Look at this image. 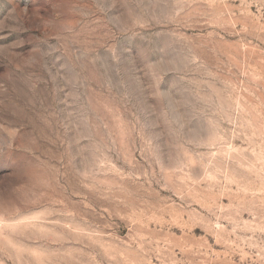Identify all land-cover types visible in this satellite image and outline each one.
I'll return each mask as SVG.
<instances>
[{
    "label": "rangeland",
    "instance_id": "374dc122",
    "mask_svg": "<svg viewBox=\"0 0 264 264\" xmlns=\"http://www.w3.org/2000/svg\"><path fill=\"white\" fill-rule=\"evenodd\" d=\"M0 264H264V0H0Z\"/></svg>",
    "mask_w": 264,
    "mask_h": 264
}]
</instances>
